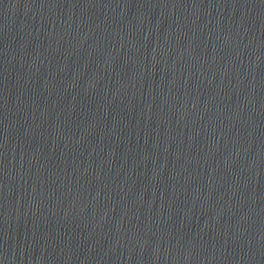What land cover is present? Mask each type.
Returning a JSON list of instances; mask_svg holds the SVG:
<instances>
[{
	"label": "water",
	"instance_id": "water-1",
	"mask_svg": "<svg viewBox=\"0 0 264 264\" xmlns=\"http://www.w3.org/2000/svg\"><path fill=\"white\" fill-rule=\"evenodd\" d=\"M0 264H264V0H0Z\"/></svg>",
	"mask_w": 264,
	"mask_h": 264
}]
</instances>
